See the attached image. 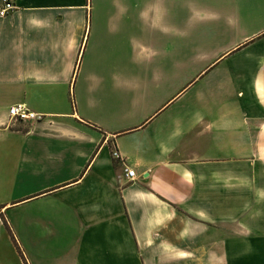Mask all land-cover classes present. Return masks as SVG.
I'll list each match as a JSON object with an SVG mask.
<instances>
[{"label":"crops","instance_id":"1","mask_svg":"<svg viewBox=\"0 0 264 264\" xmlns=\"http://www.w3.org/2000/svg\"><path fill=\"white\" fill-rule=\"evenodd\" d=\"M11 1L0 264H264V0Z\"/></svg>","mask_w":264,"mask_h":264},{"label":"built area","instance_id":"2","mask_svg":"<svg viewBox=\"0 0 264 264\" xmlns=\"http://www.w3.org/2000/svg\"><path fill=\"white\" fill-rule=\"evenodd\" d=\"M16 9V6L11 0H0V18L9 15L12 11ZM8 115L10 120L20 121V122H37L42 120L43 116L28 110L23 105H15L9 108ZM115 158H120L117 152H114ZM133 170H126V177L129 179L134 178Z\"/></svg>","mask_w":264,"mask_h":264},{"label":"rangeland","instance_id":"3","mask_svg":"<svg viewBox=\"0 0 264 264\" xmlns=\"http://www.w3.org/2000/svg\"><path fill=\"white\" fill-rule=\"evenodd\" d=\"M12 121H15V120H12ZM41 121V120H40Z\"/></svg>","mask_w":264,"mask_h":264}]
</instances>
